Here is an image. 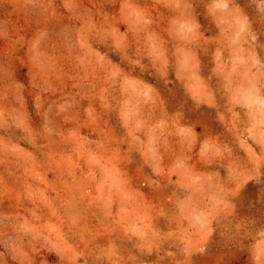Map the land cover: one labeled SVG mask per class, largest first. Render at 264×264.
Returning a JSON list of instances; mask_svg holds the SVG:
<instances>
[{
	"label": "rangeland",
	"instance_id": "obj_1",
	"mask_svg": "<svg viewBox=\"0 0 264 264\" xmlns=\"http://www.w3.org/2000/svg\"><path fill=\"white\" fill-rule=\"evenodd\" d=\"M135 2L149 24L125 15V0H78L71 23L58 3L0 0V64L19 85L0 89V256L5 239L47 236L56 250L30 258L218 264L204 209L224 176L252 180L246 169L264 153V85L230 90L204 51L200 79H185L173 63V0ZM26 54L54 63L62 80L37 84ZM130 93L154 97L125 108Z\"/></svg>",
	"mask_w": 264,
	"mask_h": 264
},
{
	"label": "clouds",
	"instance_id": "obj_2",
	"mask_svg": "<svg viewBox=\"0 0 264 264\" xmlns=\"http://www.w3.org/2000/svg\"><path fill=\"white\" fill-rule=\"evenodd\" d=\"M32 2L20 0L22 6ZM57 3L61 8H70L68 22L71 23L72 12L78 9V0H72L70 6L66 0H43L46 9L49 4L54 9ZM170 7L174 9L170 33L180 53L173 58V63L185 79H200L198 52L204 51L211 56L213 78L225 81L230 90L241 83L252 87L257 82L264 85V0H173ZM124 12L125 15L138 14L145 25L151 22L144 19L149 16L148 10L140 8L135 0H125ZM38 32L39 40L47 36L46 29L42 27H38ZM78 42L86 43V35H80ZM34 47L35 43L30 53ZM162 55L157 60H161ZM26 56L34 69L33 80L37 84L40 81L51 84L62 80V74L54 63L39 62L31 54ZM21 62H24L23 58ZM167 63L168 60H162V65ZM130 67H134L136 72L142 70L139 62ZM200 82L203 87H208L202 79ZM18 87L7 66L0 64V89L12 95ZM30 89L36 90L31 84ZM148 92H152L150 87ZM153 97L154 94L138 96L130 93L125 108L133 100L137 106H142ZM125 118L128 119L127 113ZM130 123L138 126L135 121ZM246 175L252 180L245 182L241 175L224 176L222 181L211 187L213 197L204 209L212 220L208 227L214 233L208 251L213 257L220 258L218 264H264V153L258 163L254 161L246 169ZM201 192L197 188L193 196L198 198ZM193 227L199 228V225L194 224ZM4 244L8 247L0 256V264H9L10 256L15 257L16 264H48L47 259L36 261L30 256L43 248L56 250V245L47 236L30 239L27 244L5 239ZM2 247L4 245H0Z\"/></svg>",
	"mask_w": 264,
	"mask_h": 264
}]
</instances>
